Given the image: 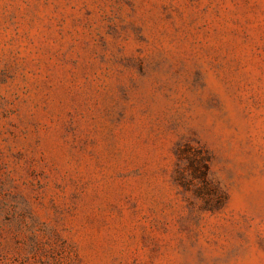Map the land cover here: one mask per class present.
<instances>
[{"label": "rangeland", "instance_id": "rangeland-1", "mask_svg": "<svg viewBox=\"0 0 264 264\" xmlns=\"http://www.w3.org/2000/svg\"><path fill=\"white\" fill-rule=\"evenodd\" d=\"M0 264H264V0H0Z\"/></svg>", "mask_w": 264, "mask_h": 264}, {"label": "trees", "instance_id": "trees-1", "mask_svg": "<svg viewBox=\"0 0 264 264\" xmlns=\"http://www.w3.org/2000/svg\"><path fill=\"white\" fill-rule=\"evenodd\" d=\"M197 163H198V166L200 167V169L201 170H199L200 171V173H202V174H200L201 176H205V174L207 173V170H208V166H207V163H206V160L203 158H201V159H199V160H197ZM197 166V164H196V167H198ZM197 169V168H196ZM198 171V170H197ZM198 171V172H199Z\"/></svg>", "mask_w": 264, "mask_h": 264}]
</instances>
